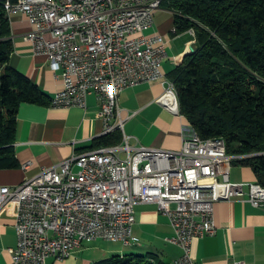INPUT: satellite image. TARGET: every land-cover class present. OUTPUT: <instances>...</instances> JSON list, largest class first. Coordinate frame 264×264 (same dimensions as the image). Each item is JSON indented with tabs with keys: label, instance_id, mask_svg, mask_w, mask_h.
Masks as SVG:
<instances>
[{
	"label": "built area",
	"instance_id": "1",
	"mask_svg": "<svg viewBox=\"0 0 264 264\" xmlns=\"http://www.w3.org/2000/svg\"><path fill=\"white\" fill-rule=\"evenodd\" d=\"M166 1L6 0L8 16L27 17L31 30L23 40L46 57L62 84L49 106L84 109L87 96L95 94L104 135L122 134L118 146L73 155L17 186H0V214L14 217L17 235L9 264L64 261L95 240L131 246L140 204H155L168 217L169 241L181 250L173 264H197L192 242L215 234L217 202L241 198L264 207L263 186L230 182L233 163L250 156L227 154L224 140L201 139L186 125L181 149L169 152L132 147L123 134L118 98L140 84H163L157 104L181 116L175 85L162 68L166 41L145 35ZM187 32L194 44V31Z\"/></svg>",
	"mask_w": 264,
	"mask_h": 264
},
{
	"label": "crops",
	"instance_id": "2",
	"mask_svg": "<svg viewBox=\"0 0 264 264\" xmlns=\"http://www.w3.org/2000/svg\"><path fill=\"white\" fill-rule=\"evenodd\" d=\"M9 21L14 46L10 66L52 100L62 89V84L54 78L46 57L35 55L32 47L23 40L31 30L27 17L12 14ZM145 35L164 37L168 57L162 68L167 78L193 47L190 34L177 32L174 14L163 7L154 14L153 26L145 31ZM163 92L164 85L154 82L128 88L120 94L118 107L123 134L130 137V146L169 152L181 149L182 130L188 123L184 117L157 104L156 100ZM99 113L100 103L95 94L87 96L84 109L21 104L16 117L14 143L18 165L0 169V186H17L44 168L57 167L73 155L95 150L94 142L104 135ZM26 164L28 166L23 168ZM229 180L232 183H256L251 169L244 166L239 174L231 167ZM214 220L215 234L192 242L191 257L197 264H234L238 261L264 264V207L254 208L240 198L219 201L214 205ZM133 236L137 241L128 247L103 240L83 242L72 257L64 261L50 257L46 264H97L113 256L128 254L152 255L164 264H173L181 256V250L169 241L173 236L170 221L155 204L135 207ZM16 245L15 219L2 213L0 264L10 263L8 251Z\"/></svg>",
	"mask_w": 264,
	"mask_h": 264
},
{
	"label": "trees",
	"instance_id": "3",
	"mask_svg": "<svg viewBox=\"0 0 264 264\" xmlns=\"http://www.w3.org/2000/svg\"><path fill=\"white\" fill-rule=\"evenodd\" d=\"M15 2L16 0H11ZM0 0V169L18 165L14 156L21 104L50 105L44 92L10 66L11 26ZM177 32L195 33L192 53L168 79L175 85L180 115L201 139H222L227 154L253 172L264 187V0H168ZM118 130L93 148L118 146ZM97 264H164L154 256H113Z\"/></svg>",
	"mask_w": 264,
	"mask_h": 264
},
{
	"label": "rangeland",
	"instance_id": "4",
	"mask_svg": "<svg viewBox=\"0 0 264 264\" xmlns=\"http://www.w3.org/2000/svg\"><path fill=\"white\" fill-rule=\"evenodd\" d=\"M122 158H124V155H122ZM243 166L239 164H235L232 166L233 172L239 174L242 170Z\"/></svg>",
	"mask_w": 264,
	"mask_h": 264
},
{
	"label": "water",
	"instance_id": "5",
	"mask_svg": "<svg viewBox=\"0 0 264 264\" xmlns=\"http://www.w3.org/2000/svg\"><path fill=\"white\" fill-rule=\"evenodd\" d=\"M194 51V48L192 47L191 49H190V53H192Z\"/></svg>",
	"mask_w": 264,
	"mask_h": 264
},
{
	"label": "bare ground",
	"instance_id": "6",
	"mask_svg": "<svg viewBox=\"0 0 264 264\" xmlns=\"http://www.w3.org/2000/svg\"><path fill=\"white\" fill-rule=\"evenodd\" d=\"M52 100H55V96H54V98H53ZM52 100H51V101H52ZM231 199H232V198H231ZM240 199H241V198H240Z\"/></svg>",
	"mask_w": 264,
	"mask_h": 264
}]
</instances>
